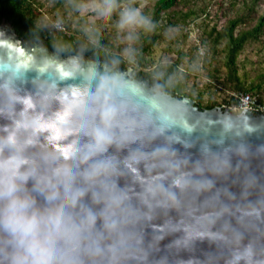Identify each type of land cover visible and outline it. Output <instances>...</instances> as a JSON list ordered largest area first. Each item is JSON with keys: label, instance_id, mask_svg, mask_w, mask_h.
<instances>
[{"label": "clouds", "instance_id": "1", "mask_svg": "<svg viewBox=\"0 0 264 264\" xmlns=\"http://www.w3.org/2000/svg\"><path fill=\"white\" fill-rule=\"evenodd\" d=\"M159 27L63 0L0 29V264H264V116L201 106L203 50L146 62Z\"/></svg>", "mask_w": 264, "mask_h": 264}, {"label": "rangeland", "instance_id": "2", "mask_svg": "<svg viewBox=\"0 0 264 264\" xmlns=\"http://www.w3.org/2000/svg\"><path fill=\"white\" fill-rule=\"evenodd\" d=\"M155 1L138 0V3H142L145 11L150 12ZM34 2L37 5L42 4L43 10L47 12L51 10L49 0H34ZM247 7L252 8L253 19L250 15L247 16L246 23L240 29H248L256 23L258 17L264 12V0H259L256 4L255 0H183L181 5L173 7L168 12L172 22H179L177 26L162 28L161 31L164 33L161 39L151 48V52L144 55V58L147 62H153L161 57L174 61L179 51L183 53L182 62H187L198 50H203L205 70L200 74L190 76L188 86L200 91L202 104L208 100H214L218 105L229 106L227 101L234 98L233 94L237 92L230 89V83L226 80L227 71L222 61L223 44L218 46L217 51H213L208 34L212 27L221 30L228 20L247 15ZM187 10L195 14L181 22V13ZM168 23V19L159 21L161 26H167ZM73 27H76L75 23L72 24L71 28ZM108 33L111 40L110 26L106 27L105 35ZM207 62H209V67ZM237 64L239 67L237 74L240 80L243 79V75L253 79L264 74V33L257 42L246 45L237 58ZM257 97L263 99L260 111H264V91L260 92Z\"/></svg>", "mask_w": 264, "mask_h": 264}, {"label": "trees", "instance_id": "3", "mask_svg": "<svg viewBox=\"0 0 264 264\" xmlns=\"http://www.w3.org/2000/svg\"><path fill=\"white\" fill-rule=\"evenodd\" d=\"M49 1L51 2V10L47 12V10H43L42 4L39 3L37 5L34 0H0V23L2 21L9 23L20 37L28 39L33 21L47 15L54 16L57 11L62 10L63 0ZM182 1L183 0H156L151 6L149 13L153 15L158 23L163 19H168L169 23L167 26H161L159 24V31L154 34L149 41L144 43V55L151 52V48L159 42L164 33L161 31L162 28L166 29L177 26L179 22H172L169 18L170 16L168 12L173 9V7L181 5ZM258 1L259 0H255V4ZM247 8V15L238 16L228 20L226 26L221 30H216L215 27H212L208 34V40L213 51H217L218 46L223 44L222 53L224 57L222 61L227 71L226 80L230 83V89L237 93L241 92L250 94L256 98L259 105H262L263 99L258 98L257 95L264 91V74L262 73L253 79L248 78L247 75H243L242 80H240L237 74L239 70L237 64L238 56L246 45L252 42H257L262 33H264V12L258 17L256 23L252 27L248 29H240V27L244 26L243 24L246 23L247 16L250 15L253 19L252 14L254 12L252 8ZM194 14L195 12L189 10L185 11V13H181V22H184V20L190 16H194ZM75 29L76 27H73L68 33V36L74 37L76 35ZM105 36L106 39L110 41L109 33ZM182 55L183 53L177 51V57L173 63H181ZM144 60L147 62L145 58ZM207 64L209 67V62H207ZM235 102L236 100L234 98L227 101L229 106ZM200 104L201 106H208V109L218 105L214 100H208L204 104L200 102Z\"/></svg>", "mask_w": 264, "mask_h": 264}, {"label": "water", "instance_id": "4", "mask_svg": "<svg viewBox=\"0 0 264 264\" xmlns=\"http://www.w3.org/2000/svg\"><path fill=\"white\" fill-rule=\"evenodd\" d=\"M0 29H6L9 33H14L15 36H16L17 38H20V39H22V40H25V39L19 37L18 34L16 33V31L13 29V27H12L9 23H7V22L2 21V22L0 23ZM215 107H216V106H215ZM215 107H212V108H210L209 110H212V109H214ZM224 110H226V109H221V111H224ZM252 115H253L254 118H257V119H258V118H260L261 116H264V112H259V111H257V112L252 113Z\"/></svg>", "mask_w": 264, "mask_h": 264}, {"label": "built area", "instance_id": "5", "mask_svg": "<svg viewBox=\"0 0 264 264\" xmlns=\"http://www.w3.org/2000/svg\"><path fill=\"white\" fill-rule=\"evenodd\" d=\"M233 97L234 99L237 101L239 100H243L244 98H249L250 99V102L253 104V106L258 110L260 111L262 108L261 106L259 105V103L257 102L256 98L251 96L250 94H246V93H235L233 94Z\"/></svg>", "mask_w": 264, "mask_h": 264}, {"label": "flooded vegetation", "instance_id": "6", "mask_svg": "<svg viewBox=\"0 0 264 264\" xmlns=\"http://www.w3.org/2000/svg\"><path fill=\"white\" fill-rule=\"evenodd\" d=\"M19 36V35H18ZM20 37V36H19ZM21 38H23V37H21ZM23 39H25V38H23ZM25 40H27V39H25Z\"/></svg>", "mask_w": 264, "mask_h": 264}]
</instances>
